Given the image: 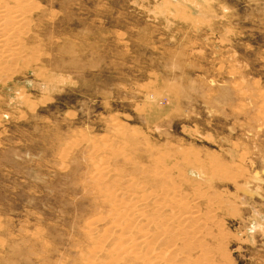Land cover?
<instances>
[{
	"label": "rangeland",
	"instance_id": "374dc122",
	"mask_svg": "<svg viewBox=\"0 0 264 264\" xmlns=\"http://www.w3.org/2000/svg\"><path fill=\"white\" fill-rule=\"evenodd\" d=\"M27 1L0 73V264H83L103 160L130 196L170 184L216 263L264 264V0Z\"/></svg>",
	"mask_w": 264,
	"mask_h": 264
},
{
	"label": "bare ground",
	"instance_id": "6f19581e",
	"mask_svg": "<svg viewBox=\"0 0 264 264\" xmlns=\"http://www.w3.org/2000/svg\"><path fill=\"white\" fill-rule=\"evenodd\" d=\"M1 1L0 73H4L10 67H15L23 54L20 47L27 36L29 15H26V8L20 10L18 6L29 1ZM106 145V148L114 150L108 143ZM114 153L122 154L121 150ZM144 168L143 173L154 180L162 179L166 185L164 169L157 165ZM94 169L91 182L100 206L105 210L86 227L89 248L86 254L81 256L80 253L83 264H218L212 255L213 242L205 239L208 235L206 231L209 232L205 230V219L198 216L196 209H190L193 207H188L185 199L182 200L170 184L165 187L168 190L156 192L141 181L139 185L145 188L144 192L130 196L115 185L102 184L113 171L104 160ZM128 186L138 187L133 180ZM165 195L167 203L164 205L160 201ZM152 199L155 200L154 204L146 203ZM102 219L109 224L98 231L97 221Z\"/></svg>",
	"mask_w": 264,
	"mask_h": 264
}]
</instances>
